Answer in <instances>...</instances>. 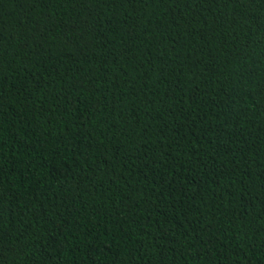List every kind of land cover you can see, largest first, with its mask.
Returning a JSON list of instances; mask_svg holds the SVG:
<instances>
[{"label": "trees", "instance_id": "obj_1", "mask_svg": "<svg viewBox=\"0 0 264 264\" xmlns=\"http://www.w3.org/2000/svg\"><path fill=\"white\" fill-rule=\"evenodd\" d=\"M0 264H264V0H0Z\"/></svg>", "mask_w": 264, "mask_h": 264}]
</instances>
